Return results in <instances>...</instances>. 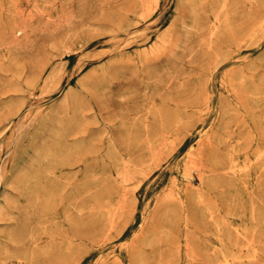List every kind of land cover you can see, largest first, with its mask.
Wrapping results in <instances>:
<instances>
[{
    "label": "rangeland",
    "instance_id": "obj_1",
    "mask_svg": "<svg viewBox=\"0 0 264 264\" xmlns=\"http://www.w3.org/2000/svg\"><path fill=\"white\" fill-rule=\"evenodd\" d=\"M0 264H264V0H0Z\"/></svg>",
    "mask_w": 264,
    "mask_h": 264
}]
</instances>
